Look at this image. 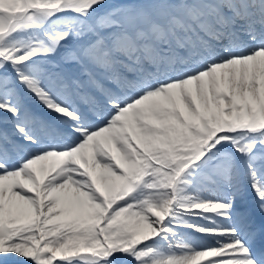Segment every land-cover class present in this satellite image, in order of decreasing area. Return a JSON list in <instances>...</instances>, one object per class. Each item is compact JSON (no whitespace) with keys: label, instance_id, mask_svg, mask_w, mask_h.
I'll list each match as a JSON object with an SVG mask.
<instances>
[{"label":"snow or ice","instance_id":"snow-or-ice-1","mask_svg":"<svg viewBox=\"0 0 264 264\" xmlns=\"http://www.w3.org/2000/svg\"><path fill=\"white\" fill-rule=\"evenodd\" d=\"M0 264H264V0H0Z\"/></svg>","mask_w":264,"mask_h":264}]
</instances>
